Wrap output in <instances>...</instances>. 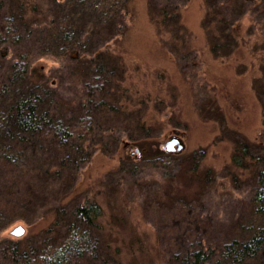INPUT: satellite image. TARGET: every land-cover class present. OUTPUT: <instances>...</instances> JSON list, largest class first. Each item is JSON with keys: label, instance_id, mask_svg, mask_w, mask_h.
Masks as SVG:
<instances>
[{"label": "rangeland", "instance_id": "rangeland-1", "mask_svg": "<svg viewBox=\"0 0 264 264\" xmlns=\"http://www.w3.org/2000/svg\"><path fill=\"white\" fill-rule=\"evenodd\" d=\"M227 4L158 0L151 7L150 0H131L126 34L108 48L115 55L108 100L116 107L98 122L87 148L92 159L78 170L71 197L101 206L99 253L110 252L119 264H173L180 239L218 245L244 217L256 174L264 169V0ZM163 8L171 17L178 12L180 24L173 20L164 27ZM105 30L91 33L93 46L96 39L109 38L110 29ZM4 66L0 61V71ZM65 82L75 95V79ZM175 135L186 147L166 169L145 160L133 171L122 160L127 154L134 161L146 158L148 145L166 151ZM244 145L247 158L237 168L233 155ZM167 189L171 202L177 196L187 203L169 212L170 220L151 202ZM61 190L55 185L50 198ZM163 198L158 199L169 202ZM41 220L34 226L15 222L2 238L21 241L50 223ZM18 226L24 235L12 236Z\"/></svg>", "mask_w": 264, "mask_h": 264}, {"label": "trees", "instance_id": "trees-1", "mask_svg": "<svg viewBox=\"0 0 264 264\" xmlns=\"http://www.w3.org/2000/svg\"><path fill=\"white\" fill-rule=\"evenodd\" d=\"M130 1H0V61L5 65L0 71V264H80L87 259L119 264L110 252L99 253L101 206L72 197L78 170L92 159L87 149L92 134L116 107L108 100L115 83L114 54L108 48L126 34ZM157 1L150 0L151 7ZM236 1L227 0V5ZM160 11L164 27L173 20L180 24L178 12L171 17L167 9ZM100 27L111 34L93 46L90 35ZM45 60L51 65L44 66ZM70 77L78 88L75 95L65 87ZM148 146L150 154L139 161L127 154L122 159L126 167L138 171L146 160L166 169L177 154ZM247 151L246 145L236 149L232 163L237 168ZM55 185L62 190L51 199ZM249 194L244 217L226 239L213 247L201 239H177L180 248L172 252L173 264H264V169ZM159 197H171L170 191L151 197L164 220L176 208H186L183 198L166 203ZM39 220L50 223L21 241L2 238L15 222L34 226Z\"/></svg>", "mask_w": 264, "mask_h": 264}, {"label": "water", "instance_id": "water-1", "mask_svg": "<svg viewBox=\"0 0 264 264\" xmlns=\"http://www.w3.org/2000/svg\"><path fill=\"white\" fill-rule=\"evenodd\" d=\"M166 151L170 153H182L185 150V144L182 141V139L179 136H173L171 139L165 144ZM25 233V229L21 226H18L15 228L11 234L12 236L14 235L15 237H20L23 236Z\"/></svg>", "mask_w": 264, "mask_h": 264}]
</instances>
